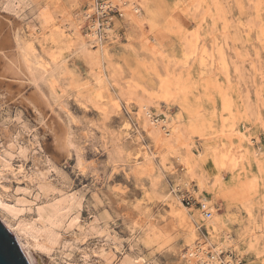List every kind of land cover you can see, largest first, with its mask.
Returning <instances> with one entry per match:
<instances>
[{"label": "rangeland", "instance_id": "obj_1", "mask_svg": "<svg viewBox=\"0 0 264 264\" xmlns=\"http://www.w3.org/2000/svg\"><path fill=\"white\" fill-rule=\"evenodd\" d=\"M122 3L0 0V161L14 166L0 164V196L15 234L35 264H104L113 248V264H189L195 242L264 264V0ZM142 103L183 143L152 139Z\"/></svg>", "mask_w": 264, "mask_h": 264}, {"label": "bare ground", "instance_id": "obj_2", "mask_svg": "<svg viewBox=\"0 0 264 264\" xmlns=\"http://www.w3.org/2000/svg\"><path fill=\"white\" fill-rule=\"evenodd\" d=\"M118 1V0H117ZM119 1H122L123 3V5H128V0L127 1H123V0H119ZM131 1V0H130ZM125 3V4H124ZM131 4L128 6V8H127V10L130 12V14H131V16H132V18H133V21L134 22H136V23H138V21H139V16H138V14H139V10H133V6L136 4V2H130ZM107 4V3H106ZM124 7V6H123ZM105 8H108L106 5H105ZM136 9H138V8H136ZM96 26H97V28H98V25H96V23H94V25H93V30H94V32H95V30H96ZM108 31H111V29L109 28V27H107L106 29H105V32H106V34H107V32ZM92 33V35H91V37L93 38V40H96L97 38L95 37V33ZM97 35V34H96ZM16 37H17V35H16ZM16 37H14V39L16 38ZM95 37V38H94ZM16 42H17V39H16ZM102 42V41H101ZM89 43H90V41H89ZM18 45H19V43H18ZM17 45V46H18ZM90 46V44H88L86 41H83L82 43H81V48L82 49H84V50H87L88 49V47ZM99 46H102V44H99ZM19 47V46H18ZM19 49H17V51H18ZM20 51H21V49H20ZM21 53H22V51H21ZM23 53H25V52H23ZM23 53H22V55H23ZM21 55V56H22ZM208 55V54H207ZM4 56H6V55H4ZM24 56V55H23ZM35 56V55H34ZM204 56V55H203ZM26 57V56H25ZM24 57V58H25ZM28 57V56H27ZM207 57V56H206ZM206 57H204V58H206ZM208 58V57H207ZM26 59V61L25 62H28L29 60H28V58H25ZM24 59V60H25ZM213 60V59H212ZM28 63H31V60L28 62ZM60 63H61V61H60ZM14 65V64H13ZM222 65V64H221ZM30 67H31V65H29ZM212 66V65H211ZM225 66V65H224ZM16 68V67H15ZM42 70H43V74H50L51 72H50V70L47 68V67H45V66H42ZM29 69H31V68H29ZM28 69V70H29ZM10 70V69H9ZM38 70V69H37ZM42 74V73H41ZM44 76H46V75H44ZM44 78V77H43ZM42 78V79H43ZM34 79V78H33ZM38 80H39V78L38 79H34V81L33 82H35V83H37L38 82ZM40 82V81H39ZM34 83V84H35ZM33 84V83H32ZM38 86V85H37ZM139 114H141L143 117H144V119H145V126L147 127V133L149 134V135H151V137H152V139H154V140H156L157 142L158 141H161V142H164L165 144L166 143H169L170 141H173V140H175L176 142H178V143H183V140H184V138L182 137L183 136V132H182V130L180 129V127L178 126H174L173 124H168L169 122H168V120L165 118V119H163L162 121H161V123L160 124H156L154 121H153V119H152V113H151V111H150V108H149V106H148V104L147 103H142L141 104V106L139 107ZM170 121V120H169ZM172 121V120H171ZM74 122V121H73ZM169 125H171L170 127H169ZM73 135V134H72ZM244 136V135H243ZM73 138V137H72ZM71 138V139H72ZM183 139V140H182ZM67 140V139H66ZM65 140V141H66ZM74 140H75V138H74ZM64 141V142H65ZM249 142L250 143H252V140H249ZM65 146H67V145H65ZM161 147V146H160ZM158 148V147H157ZM156 148V149H157ZM42 150V149H41ZM2 159V158H1ZM0 164L2 165V166H4V168L5 167H8L11 171H14L13 170V167H9L8 166V164H7V162L5 161V160H1L0 161ZM1 170V169H0ZM24 171V169H23V167H20V169H19V173H22ZM18 173V172H17ZM68 200V199H67ZM58 201V200H57ZM55 202V201H54ZM59 203V202H58ZM57 203V204H58ZM60 204H62V202L60 203ZM64 204V203H63ZM50 206V205H49ZM60 206V205H59ZM64 205H62V207H63ZM65 206H68V205H65ZM70 206V205H69ZM61 207V206H60ZM66 208V207H65ZM65 208H63L64 210H65ZM0 211L3 213V217H0V220L1 221H3V223L14 233V235L16 236V238L19 240V238H18V236L15 234V232H14V226L16 225V224H11V222L13 221V218H15V213H16V209L14 208V207H11V206H9L7 203H5L4 201H3V199L1 198V196H0ZM62 211V210H61ZM60 212V210L58 209V206L55 204V205H52V206H50V208H49V210H48V212H47V219H46V221H47V224L49 223L51 226H54V224H55V219H56V217H57V214ZM216 212V211H215ZM44 213H45V211H44V209H38V215H39V217L40 218H42V216L44 215ZM62 213V212H61ZM39 217H38V219H39ZM263 217V216H262ZM211 218V217H210ZM10 220H12V221H10ZM40 220V219H39ZM14 222V221H13ZM48 224V225H49ZM58 224V223H57ZM56 224V225H57ZM55 225V226H56ZM207 225H208V227H209V229H210V231H211V233L212 234H215V233H218V228H217V223H216V220H212V221H210V222H208L207 223ZM18 226V225H17ZM224 226H225V224H224ZM19 227V226H18ZM33 227V226H32ZM227 227V226H226ZM20 228V227H19ZM49 228V227H48ZM23 229V228H22ZM30 229V228H29ZM36 229V228H35ZM35 229H34V232H35ZM40 229V228H39ZM21 230V229H20ZM38 230V229H37ZM41 230H43V229H41ZM49 230V229H48ZM22 231V230H21ZM50 231V230H49ZM49 231H46L45 232V235H44V239H45V242H48V243H50L51 244V240H50V235H51V231L49 232ZM23 232V231H22ZM21 232V233H22ZM26 232V231H25ZM29 233V232H28ZM53 233V232H52ZM35 234V233H34ZM37 234V233H36ZM41 234V233H40ZM27 235V234H26ZM39 235V234H38ZM37 235V236H38ZM28 236V235H27ZM29 236H31V235H29ZM53 237H54V235H52ZM56 236V235H55ZM34 237H35V235H34ZM42 237H40L39 236V238H42ZM31 238V237H30ZM38 238V239H39ZM230 237H229V235H226V239H229ZM33 239H35V238H33ZM225 240V239H224ZM21 240H19V242H20ZM196 241V240H195ZM37 242V244H38V242H39V240H37L36 241ZM54 242V241H53ZM21 243V242H20ZM224 243V242H223ZM42 244V243H41ZM21 245H22V243H21ZM37 246V245H36ZM36 246H34L32 249H35L36 248ZM40 246V245H39ZM45 246V245H44ZM53 246V245H52ZM223 246V245H222ZM22 247H23V245H22ZM48 247V246H47ZM209 247V246H208ZM208 247L206 246V245H203V244H196V242H195V244H193V245H191V247H190V249L188 250V252H187V257H188V262H189V264H197V263H201V264H209V263H212V262H214V263H217V264H233V261L232 260H220V258H219V256H220V254L221 253H223V250H222V247H218V248H216V250L214 249V251L216 252V254H214L213 255V258H210L209 256H208V254L210 253V251L208 250ZM112 248V247H111ZM118 248V247H117ZM117 248H115V249H117ZM105 249V248H104ZM114 249V248H113ZM113 249H109L108 250V252H105V253H103L101 256H102V258H103V261H104V264H113V260L115 259H113V256H112V253L114 252V250ZM23 250L25 251V253H26V255H27V257H28V259L30 260V262H31V264H35L34 263V258L30 255V253H28L26 250H25V248L23 247ZM119 250V249H118ZM116 252V251H115ZM117 252H119V251H117Z\"/></svg>", "mask_w": 264, "mask_h": 264}, {"label": "water", "instance_id": "obj_3", "mask_svg": "<svg viewBox=\"0 0 264 264\" xmlns=\"http://www.w3.org/2000/svg\"><path fill=\"white\" fill-rule=\"evenodd\" d=\"M0 264H31L19 240L1 220Z\"/></svg>", "mask_w": 264, "mask_h": 264}, {"label": "built area", "instance_id": "obj_4", "mask_svg": "<svg viewBox=\"0 0 264 264\" xmlns=\"http://www.w3.org/2000/svg\"><path fill=\"white\" fill-rule=\"evenodd\" d=\"M98 11H99V16L102 15V14H105L106 13L105 4H102ZM100 26H102L101 23H100ZM96 32H97V30H96ZM173 192L176 193V194H181V192H177V191H173ZM181 202L183 203V205H185V206H187L189 208H192L195 205H199L200 209L202 210V203L197 202L191 195L188 194V192L181 197ZM202 212L204 213V216L206 218H210L212 216V212L210 211L209 207H207L206 209H203ZM198 229L199 230H204L205 232H207V229H206V227L204 225H200L198 227Z\"/></svg>", "mask_w": 264, "mask_h": 264}, {"label": "snow or ice", "instance_id": "obj_5", "mask_svg": "<svg viewBox=\"0 0 264 264\" xmlns=\"http://www.w3.org/2000/svg\"><path fill=\"white\" fill-rule=\"evenodd\" d=\"M127 126V125H126Z\"/></svg>", "mask_w": 264, "mask_h": 264}]
</instances>
